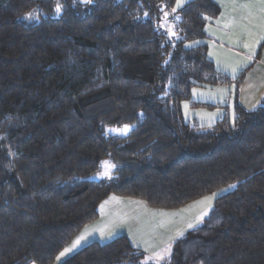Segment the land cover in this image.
<instances>
[{
  "label": "trees",
  "instance_id": "1",
  "mask_svg": "<svg viewBox=\"0 0 264 264\" xmlns=\"http://www.w3.org/2000/svg\"><path fill=\"white\" fill-rule=\"evenodd\" d=\"M174 2L0 0V264H52L108 195L173 209L225 186L160 264H264V94L245 109V71L207 58L216 3ZM231 85V113L184 120L183 101L220 107L192 88ZM144 257L119 235L60 264Z\"/></svg>",
  "mask_w": 264,
  "mask_h": 264
},
{
  "label": "crops",
  "instance_id": "2",
  "mask_svg": "<svg viewBox=\"0 0 264 264\" xmlns=\"http://www.w3.org/2000/svg\"><path fill=\"white\" fill-rule=\"evenodd\" d=\"M218 1L221 2L217 3L220 5L219 14L216 18H209L204 26L208 36L204 40L207 58L219 72L227 76L235 77L242 70L245 71L238 88V101L242 107L251 110L264 94V40L256 43L264 36V4L261 0ZM252 26L254 32L251 30ZM245 44L254 50V55L244 47ZM259 47V54L256 55ZM233 68L236 69L235 72ZM234 91L233 85L192 88V102L218 104L220 107H191L188 101H183L181 111L184 120H193L202 126L211 125L223 115L224 108L221 105L228 104L231 113ZM219 194L220 192L215 191L173 209L151 207L143 200L133 197L108 195L97 206V218L79 230L57 254L52 264H60L89 242L106 243L119 235H124L131 246L145 253L143 264H160L168 256L170 244L180 237L177 233L184 234L201 223ZM201 216L202 219H198ZM189 224L193 227L189 228ZM82 236L84 239L80 240ZM77 240L80 243L73 248L72 245ZM65 249L71 251L65 252ZM62 252H65L63 256L60 255Z\"/></svg>",
  "mask_w": 264,
  "mask_h": 264
},
{
  "label": "snow or ice",
  "instance_id": "3",
  "mask_svg": "<svg viewBox=\"0 0 264 264\" xmlns=\"http://www.w3.org/2000/svg\"><path fill=\"white\" fill-rule=\"evenodd\" d=\"M84 2H86V3H90L91 0H84ZM179 3H181V0H178V4H179ZM261 3L264 4V0H261ZM57 11H60V5H59V4L57 5ZM29 15H31V14H29ZM173 34H175V33H173ZM261 40H264V36H261V37L256 41V43H259ZM244 47H245V48H248L250 51H252V52H253V55H254V50H253L248 44H245ZM248 62H249V61H245V63H248ZM233 71L235 72L236 69L233 68ZM127 128H128V126L126 125V126L124 127V131H127ZM103 164H104V171H103L102 173H100V175H103V176H109V177H110V169H111L112 167H114V165L109 164L107 161L103 162ZM202 215H203V214H202ZM198 219H202V216H201L200 218H198ZM188 227L191 228V227H193V225H192V224H189ZM177 235H178V236H181V235H183V233H182V232H178ZM82 239H84L83 236L80 237V240H82ZM80 240H77V241L72 245V247L75 248L76 245L80 243ZM69 251H71V249H65V252H69ZM65 252H62L60 255L63 256V255L65 254Z\"/></svg>",
  "mask_w": 264,
  "mask_h": 264
},
{
  "label": "rangeland",
  "instance_id": "4",
  "mask_svg": "<svg viewBox=\"0 0 264 264\" xmlns=\"http://www.w3.org/2000/svg\"><path fill=\"white\" fill-rule=\"evenodd\" d=\"M188 0H181V3H179L178 4V0H175V2H174V8L176 9V8H179V7H181L184 3H186ZM212 1H214L215 3H216V5L218 6V8H219V11H220V1H218V0H212ZM217 3H219V4H217ZM223 10V9H222ZM219 11H218V13H217V15L219 14ZM217 15H216V17H217ZM215 17V18H216ZM251 30H252V32H254V27L252 26L251 27ZM253 36L255 37L256 35L255 34H253ZM253 41H254V39H253ZM263 42V40L261 41V42H259V43H262ZM124 130H121L120 132H123ZM104 171V164H103V166H102V171L100 172V173H102ZM100 173H99V175H97V177H105V176H103V175H100ZM229 190H231V186H225V187H223V188H221V189H219L218 190V192H220V194H223V193H225V192H227V191H229ZM219 194V195H220Z\"/></svg>",
  "mask_w": 264,
  "mask_h": 264
}]
</instances>
